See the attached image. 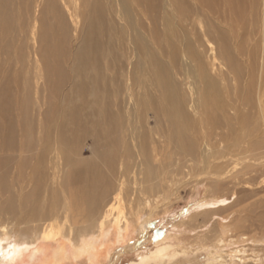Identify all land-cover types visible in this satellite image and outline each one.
<instances>
[{"label": "bare ground", "instance_id": "1", "mask_svg": "<svg viewBox=\"0 0 264 264\" xmlns=\"http://www.w3.org/2000/svg\"><path fill=\"white\" fill-rule=\"evenodd\" d=\"M188 1H33L42 26L40 44L34 37L32 46L35 92L61 102L89 99L64 109L57 121L50 106L36 127L28 109L31 81L11 88L0 74V213L12 215L0 223L4 263L103 264L113 240L124 244L132 229L141 235L137 249L157 205L167 204L192 172L219 186L261 191L264 156L240 152L247 133L237 137L234 125L243 107L230 93L244 77L237 55L248 58L246 80H252L255 52L245 47L243 32L249 8L257 27L264 0ZM211 14H220L226 28L200 25L203 32H194ZM215 36L205 61L203 39ZM216 51L219 73L212 74ZM257 107L260 121L264 99ZM71 219L76 224L65 231ZM226 230L175 244L170 233L127 264H181L197 259L199 250L207 251L206 264H245L249 252L228 251L235 242L229 232L226 242ZM248 241L264 251V238H236Z\"/></svg>", "mask_w": 264, "mask_h": 264}, {"label": "rangeland", "instance_id": "2", "mask_svg": "<svg viewBox=\"0 0 264 264\" xmlns=\"http://www.w3.org/2000/svg\"><path fill=\"white\" fill-rule=\"evenodd\" d=\"M33 1L34 0H0V74L6 75L8 82L7 84L11 88L15 87L19 81H26L27 79L31 81V83H29L28 89L33 90L31 91L32 95L29 98L30 106L28 109L30 115L34 116L37 127L39 126V115L48 110L50 106L53 108V111L49 112V114L54 116L56 119L55 121H57L60 119L61 113L64 109L72 108L74 105L83 103L84 99H89V95L85 98H79L75 96L66 102H61L59 98H49L46 97V94L43 96L38 95L35 92L36 87L34 83V74L39 71V69L34 66V62L31 59L33 56L32 46L34 43V37H36L35 46L40 44L39 37H41L40 34L42 26L41 23H39L40 7H36V3H33ZM247 11L249 15L247 30L246 33L243 31L240 32H243L245 47L248 45L247 47L251 49V51L255 52L256 66L254 67L255 70L252 71V80H250L249 84L246 80L248 78L249 68L245 61H248V58L237 55L238 60L243 65L244 77L243 80L231 90L230 97L232 100L239 101L243 107H241L242 113H239L240 115L237 117L238 123L234 125V129L236 128L237 131V137L241 136L242 139V137H244V135L247 133V135L244 137L246 140L243 138L244 142L242 144L239 143L242 146L238 144L241 149L243 148L244 152L241 149L239 150L241 153L246 154V157H249V159H253L255 157L260 158L261 156H264V119H260L259 121L257 118V115H259V110L257 107L258 101H262V99H264V6L259 10L260 14L258 16L260 21L257 22V27L254 23L255 14L251 13L250 8ZM33 15L36 16L33 17ZM206 21L207 23L210 21L211 25L209 22L206 26ZM68 23H70V20ZM200 25L206 28L210 26L221 29L226 28L224 22L220 20V14H211V16L208 15L207 19L205 18L204 21L198 23V26L195 27L194 32H203L204 28L202 29ZM59 32L65 31L59 30ZM212 32L215 35L218 33L214 31ZM259 32L261 35L257 36L259 35ZM216 38L217 36L214 38L210 37V39L206 37L203 39L204 46H200L205 49V52L207 48H209L208 46H214L216 48ZM257 40L260 41L259 44ZM214 53L216 54L218 60L215 61L214 69L211 71L212 74H215V72L219 73L218 70H215L216 67L219 66V57L217 56V51ZM207 55L211 57L212 54H210V52H206L205 54V61H210L211 58L207 59ZM20 56L23 59L25 58V61L21 60V62L18 63L17 60L18 57L20 58ZM208 66L209 68H212L210 64ZM249 93H251L253 97H250ZM21 94L22 92H19L20 96ZM247 96L250 97L249 101H247ZM15 105L14 119L18 123V112L21 111L18 108V100H16ZM249 130L252 131V134H249ZM250 142H253L254 145L252 144V149L250 148V150L247 152L246 147ZM243 154L237 153V157L240 155L238 158L243 160L244 158L241 157ZM197 173L192 172L190 175L188 174L186 178L187 180L185 179L183 183L181 182L179 188H175V192L170 197L171 201L169 200L170 205L169 202H167L165 205H163V203L161 205H157L160 207L155 208V215L152 214L154 217L151 216L152 219H150L149 223L150 227L147 228L148 232L143 231L146 237L143 242L140 243L137 249H135V247H137L136 242L141 238V235H138L139 232H135L134 229H132L127 236L128 239L126 238L124 241V244H117L115 242L116 245H113L115 241L113 240L111 244V252L103 264H127L129 261L138 258L137 255L139 253H146L152 249L159 239L171 234L172 236L170 240L173 244H175L180 240V242H184L186 239L194 240L195 237H203V235L215 237V234H220L221 231L225 229H228L226 230L227 233H224L226 242L228 241L227 237L230 236L228 235V232L233 236L232 240L235 242V244L227 248L228 251L243 248L242 250H245L246 253L249 252V254H246L248 259L245 260V264H262L260 262V256H262L264 259V251L259 250L257 247H249L252 244L251 241H248L244 244L239 242L237 243L236 238H264L263 182L258 184L261 191L249 193L251 192L247 191L249 190V187H246L243 184L236 185L235 187L231 186L229 183L230 185L227 187L222 185L224 187L223 188L217 184L218 182H210V180L215 179L212 176H209V178L206 177L197 179L198 177L195 176ZM261 179L259 178L256 182L258 183ZM209 182L211 183L210 185L208 184ZM229 187L230 189H228ZM6 197L7 195L3 196L4 199ZM124 203L120 209L126 214L129 211L130 206L128 201ZM10 217L12 218V215L8 211L1 212L0 223H8L10 221ZM79 218L82 219V216ZM71 221L73 222L69 221V223L64 225V228L66 227L64 229L65 231H68L72 223L76 224L74 219H71ZM78 224H82V221H80ZM240 224V229H245L244 231L235 230L236 226ZM138 228L136 227L135 229ZM141 232L142 231L140 230V234H143ZM197 252L200 254L199 256L195 255L197 259H192V257H190L188 260V258H186L183 263L193 264L195 261V264H206L208 255L207 251L199 250ZM192 256L194 258V255ZM1 257L2 254L0 255V264H6L3 262ZM26 261L27 260H25L24 264H27ZM76 264H88V261L85 259H80Z\"/></svg>", "mask_w": 264, "mask_h": 264}]
</instances>
